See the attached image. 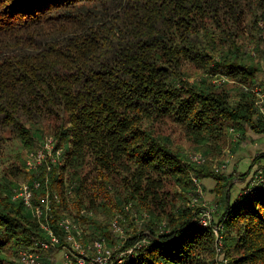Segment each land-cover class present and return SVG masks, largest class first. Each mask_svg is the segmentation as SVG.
<instances>
[{
  "label": "trees",
  "instance_id": "trees-1",
  "mask_svg": "<svg viewBox=\"0 0 264 264\" xmlns=\"http://www.w3.org/2000/svg\"><path fill=\"white\" fill-rule=\"evenodd\" d=\"M263 64L264 0H0V146L25 151L42 211L0 177V264L8 244L41 264H264V182L215 166L228 137L264 134ZM192 178L215 181V224Z\"/></svg>",
  "mask_w": 264,
  "mask_h": 264
},
{
  "label": "rangeland",
  "instance_id": "rangeland-1",
  "mask_svg": "<svg viewBox=\"0 0 264 264\" xmlns=\"http://www.w3.org/2000/svg\"><path fill=\"white\" fill-rule=\"evenodd\" d=\"M264 65V64H263ZM262 65V66H263ZM261 88V92L264 95V89L263 87H259ZM230 135V134H229ZM233 136V135H232ZM230 139V144H228V142L226 143L223 151H222V157L218 158L216 161V165L217 167H220L223 171H227L228 170V162H226L227 157H229L232 153V149H233V145L235 144L234 141L231 140L230 137H228V140ZM187 156L191 157V159L194 157V154L192 155V153L190 152V150H187L186 153ZM25 151L21 148L19 142L16 139H9L5 142H3L0 146V177L1 176H6L5 178L7 179V181L9 183H12L13 185H21V184H26L27 183V177L25 175V171L23 170V166H22V161L25 159ZM231 174L233 172H230ZM229 173V174H230ZM245 180H236L235 182H241L245 185V187H248V183H245ZM13 185L10 186L11 189L13 188ZM244 187V188H245ZM242 188L241 190L238 191V195L240 194V192H242V190L244 189ZM201 195H199L197 197V201L195 206H199L201 208H208L210 210H212V224H215L218 221V218L220 217L221 214V210L219 209L217 211V206H216V202H217V197L215 196L213 189L210 191H206L202 186H201ZM236 193L233 195L231 194V197L233 199H231L230 202H232L236 197ZM118 228V227H117ZM115 228L114 230V236L116 238L121 239L122 236H124V231L122 232L121 229L122 228ZM218 245V244H217ZM222 245V243H221ZM19 251V250H18ZM18 251L15 250V248L13 247L12 244H8L5 249H4V253L5 256L8 258V260H13L15 261L17 264L18 260H17V256H18ZM17 253V255H16ZM65 253L67 254L68 252L65 250ZM129 253V252H128ZM123 254H121L122 256ZM55 263L52 264H63L65 263V261L63 262V258L65 257L64 253H55L54 254ZM74 258L77 259V261H80L81 259H79L77 256H74ZM95 261H100V259H96Z\"/></svg>",
  "mask_w": 264,
  "mask_h": 264
},
{
  "label": "built area",
  "instance_id": "built-area-1",
  "mask_svg": "<svg viewBox=\"0 0 264 264\" xmlns=\"http://www.w3.org/2000/svg\"><path fill=\"white\" fill-rule=\"evenodd\" d=\"M256 93H257V101H256V105L259 109V112L264 115V95L262 94V92L259 89H256ZM50 151H51V140L48 139L45 144L44 147L42 148V150L38 151L36 154L34 155H28L27 157V165L30 166V158H33L35 160V163H40V161L44 158V155L47 154L48 156H50ZM193 161L195 162H199L200 160V156L199 155H195L192 158ZM193 183L195 184V194H197V197L199 195H201L202 191H201V185L198 181V179L196 178H192ZM45 182H47V180L45 179ZM264 182V171L263 169H259L254 173L251 185L253 188L258 187L259 185H261ZM40 182H35L34 183V188H38L40 187ZM13 198H18L20 200H22L23 204L25 205V207L31 209L33 211V214L39 218L40 214L42 213V211L39 208H33L32 203H31V192L30 189L28 187V184H21L19 185V189L16 192L15 196ZM43 201L45 203V207H44V211L46 212L49 208H48V200L47 197L43 198ZM197 198L195 197L192 201V204H196ZM212 210L208 209V208H202V210L199 212V221H198V226L200 227H207L210 225L211 219H212ZM61 227L66 231V233L68 234V239L72 242V245L74 247V249L78 250L79 246L78 244L73 240V238L70 235L71 232V228L74 227L72 225V223L70 222L69 219L65 218L61 221L60 223ZM214 234L215 237L217 239V232L214 229ZM51 241L53 243L56 242V240L52 237ZM220 245V243H218ZM38 246L42 247V248H47L48 245L44 242H39ZM94 246L99 249L100 248V244L99 243H95ZM217 252H219V249H217ZM18 263L19 264H41V260H40V256L37 253L34 252H28V251H19L18 252ZM79 264L82 263V260L77 261ZM99 262V261H98ZM224 263H226L224 261ZM65 264H73L72 261L70 259H66L65 260Z\"/></svg>",
  "mask_w": 264,
  "mask_h": 264
},
{
  "label": "crops",
  "instance_id": "crops-1",
  "mask_svg": "<svg viewBox=\"0 0 264 264\" xmlns=\"http://www.w3.org/2000/svg\"><path fill=\"white\" fill-rule=\"evenodd\" d=\"M257 80L260 83L261 87L264 89V65L262 66L261 71L257 74ZM247 137L252 140V142L244 143L241 145L233 146L232 153L227 157L226 162H228V170L225 171L227 175H231L230 172L237 174H253L259 169L264 167V134L255 135L250 130L247 132ZM261 157L259 161H255L256 158ZM230 173V174H229ZM249 179V177H248ZM248 179L245 183H248ZM238 179H233L231 182V194L232 197L236 193L238 196V191L241 190L245 185L241 182H235ZM202 187L206 191H211L215 187V181L210 178L203 179L201 181ZM231 197V199H233Z\"/></svg>",
  "mask_w": 264,
  "mask_h": 264
}]
</instances>
